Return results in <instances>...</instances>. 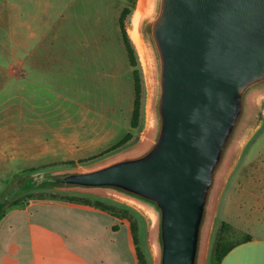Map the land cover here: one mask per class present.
<instances>
[{
	"label": "water",
	"instance_id": "water-1",
	"mask_svg": "<svg viewBox=\"0 0 264 264\" xmlns=\"http://www.w3.org/2000/svg\"><path fill=\"white\" fill-rule=\"evenodd\" d=\"M147 135L31 186L100 193L150 220L155 264H204L222 186L264 121V0H144Z\"/></svg>",
	"mask_w": 264,
	"mask_h": 264
},
{
	"label": "rangeland",
	"instance_id": "rangeland-1",
	"mask_svg": "<svg viewBox=\"0 0 264 264\" xmlns=\"http://www.w3.org/2000/svg\"><path fill=\"white\" fill-rule=\"evenodd\" d=\"M143 1L0 0V62L7 78L0 90V154L3 156L0 199L17 193L26 176L94 168L141 146L148 131L151 88L145 58L143 60L133 42L131 31L135 13ZM126 7L133 11L126 26L137 53L136 68L143 85L138 129L130 125L136 68L130 63L119 25L120 14ZM15 13L24 19H34L36 26L42 19L51 23L48 27L53 46H40L35 54L38 65L31 67L35 70L36 85L28 84L29 47L12 46ZM44 60L45 66L40 65ZM19 61L20 66L12 65ZM12 71L17 75L11 77ZM29 91L34 95L31 99L36 108L34 113L29 108ZM112 120L116 121L115 125ZM128 134H132V139L114 150ZM262 151L264 121L245 148L224 194L204 264H209L218 241L226 248L241 238L239 232L230 227L221 231L220 223L234 215L231 208L235 203L232 200L236 195L232 191L235 177L248 158H255ZM51 192L60 197L83 193L46 189L43 194L49 196ZM84 194L92 202L110 207L125 206L100 193ZM130 208L138 226L139 248L146 263L155 264L150 220L138 209Z\"/></svg>",
	"mask_w": 264,
	"mask_h": 264
},
{
	"label": "crops",
	"instance_id": "crops-1",
	"mask_svg": "<svg viewBox=\"0 0 264 264\" xmlns=\"http://www.w3.org/2000/svg\"><path fill=\"white\" fill-rule=\"evenodd\" d=\"M47 21L42 19L36 26L34 19H24L14 14L12 46L29 47L26 60L28 84L36 85L33 77L35 70L32 71L31 67L38 65L35 58L37 49L40 46H53L51 23ZM45 63L44 60L40 65L45 66ZM12 65L20 66V61ZM3 66L0 62V90L4 87V80H7ZM10 75L16 76L17 72L12 71ZM32 93L29 91L27 99L30 111L34 113L36 108L31 102ZM111 123L115 125L116 121L112 120ZM262 152L255 158H248L233 181L232 191L236 195L232 199L235 203L231 209L234 215L224 218L220 225L226 224L239 232L241 238L232 244L233 248L221 264H264ZM242 154L222 186L213 231L224 194L241 163ZM2 161L0 154V166ZM1 173L0 167V178ZM0 264H139V261L128 220L91 206L63 200H32L27 207L12 210L1 220Z\"/></svg>",
	"mask_w": 264,
	"mask_h": 264
},
{
	"label": "trees",
	"instance_id": "trees-1",
	"mask_svg": "<svg viewBox=\"0 0 264 264\" xmlns=\"http://www.w3.org/2000/svg\"><path fill=\"white\" fill-rule=\"evenodd\" d=\"M133 14V11L131 8L126 7L119 19V25L121 28V33L123 37V41L125 43L130 63L133 67L138 66L137 62V53L133 46L131 37L128 33V29L126 26L127 18ZM134 88H135V100H134V111L131 121V126L133 129H138L140 126L141 121V115H142V93H143V85H142V78L140 71L136 68L134 70ZM132 139V134H128L121 142H119L115 147L114 150L119 149L123 147L128 141ZM72 165H74L72 163ZM31 178L32 176H26L23 178L22 185L20 187V190L13 194L11 197L0 199V222L1 220L6 217V215L11 212L14 209L17 208H25L27 207L30 202L34 199L39 200H63L67 201L69 203H75V204H81L86 206H91L96 209H100L102 211L108 212L111 215L122 219V220H128L130 222L131 226V232L133 235L134 243L136 246V253L138 257L139 264H147L144 258L143 253L141 252L139 248V241H138V226L134 220V217L131 215V212H133V209L128 206H115L110 207L106 206L102 202H92L89 200V196L84 193H79L76 196H58L56 193L51 192L49 196L44 195V191L46 189H40L31 186ZM225 228H229L226 224L221 225V231ZM233 248V245H230L229 247H222V244L220 241H218V245L213 250V253L211 254L210 262L209 264H221L223 259L226 257V255L230 252V250Z\"/></svg>",
	"mask_w": 264,
	"mask_h": 264
},
{
	"label": "bare ground",
	"instance_id": "bare-ground-1",
	"mask_svg": "<svg viewBox=\"0 0 264 264\" xmlns=\"http://www.w3.org/2000/svg\"><path fill=\"white\" fill-rule=\"evenodd\" d=\"M142 7H143V2L141 3V6L138 8L137 12L135 13V17H134V21H133V28L131 31V36H132L133 42L137 45V47L139 49L141 57L144 60L142 41H141V37L139 34V25H140V21H141L142 14H143V8ZM147 76L149 78L148 72H147ZM148 86L150 87V80L149 79H148ZM149 107H150V100H149V104H148V123H149Z\"/></svg>",
	"mask_w": 264,
	"mask_h": 264
}]
</instances>
